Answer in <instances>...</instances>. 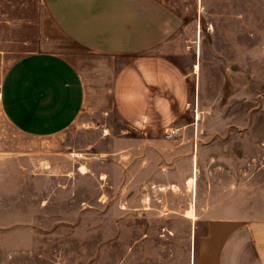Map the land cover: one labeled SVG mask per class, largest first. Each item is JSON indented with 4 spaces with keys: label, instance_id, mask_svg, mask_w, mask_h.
<instances>
[{
    "label": "rangeland",
    "instance_id": "1",
    "mask_svg": "<svg viewBox=\"0 0 264 264\" xmlns=\"http://www.w3.org/2000/svg\"><path fill=\"white\" fill-rule=\"evenodd\" d=\"M202 12L181 60L193 70L184 129L208 132L196 139L197 170H138L136 144L122 138L129 128L104 92L112 70H88L95 56L87 53L90 97L80 118L54 136L19 133L1 106L14 58L2 60L0 264H194L219 205L264 207V0H209ZM48 26V41L25 50L71 45L51 17Z\"/></svg>",
    "mask_w": 264,
    "mask_h": 264
},
{
    "label": "crops",
    "instance_id": "2",
    "mask_svg": "<svg viewBox=\"0 0 264 264\" xmlns=\"http://www.w3.org/2000/svg\"><path fill=\"white\" fill-rule=\"evenodd\" d=\"M208 1L0 0V67L2 60L14 58L1 84L5 116L27 136L66 131L90 97L82 68L87 53L95 56L88 70L105 75L112 70L102 83L104 92L129 128L122 138L136 144L138 170L196 169L202 145L196 139L208 132L184 129L186 115L192 116L193 70L184 69L181 60L189 38L199 34ZM50 17L72 47L26 51L33 42L48 41ZM19 50L25 51L11 55ZM172 128L176 134L167 137ZM216 155L220 166V147ZM219 179L214 200L220 204L225 201ZM220 206L197 238L194 264H264V207Z\"/></svg>",
    "mask_w": 264,
    "mask_h": 264
},
{
    "label": "bare ground",
    "instance_id": "3",
    "mask_svg": "<svg viewBox=\"0 0 264 264\" xmlns=\"http://www.w3.org/2000/svg\"><path fill=\"white\" fill-rule=\"evenodd\" d=\"M196 69H199V65H196ZM198 169V166H196V170ZM190 180L192 181L193 184H195L196 182V178L195 177H192L190 178ZM189 213L191 215V217L193 219H196V214H195V208H194V205H192L191 209L189 210Z\"/></svg>",
    "mask_w": 264,
    "mask_h": 264
},
{
    "label": "built area",
    "instance_id": "4",
    "mask_svg": "<svg viewBox=\"0 0 264 264\" xmlns=\"http://www.w3.org/2000/svg\"><path fill=\"white\" fill-rule=\"evenodd\" d=\"M176 134V129L172 128L170 130H166V136L167 137H172Z\"/></svg>",
    "mask_w": 264,
    "mask_h": 264
}]
</instances>
